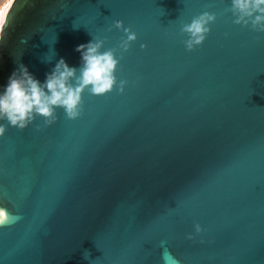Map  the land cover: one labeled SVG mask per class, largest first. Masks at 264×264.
<instances>
[{"label": "water", "instance_id": "95a60500", "mask_svg": "<svg viewBox=\"0 0 264 264\" xmlns=\"http://www.w3.org/2000/svg\"><path fill=\"white\" fill-rule=\"evenodd\" d=\"M230 6L12 0L0 91L20 64L43 83L61 58L79 69L92 38L116 48L115 21L137 39L123 94L86 90L78 119L58 109L0 138V207L18 217L0 226V264H264V34ZM204 12L216 21L188 52L180 29Z\"/></svg>", "mask_w": 264, "mask_h": 264}, {"label": "clouds", "instance_id": "9594fccd", "mask_svg": "<svg viewBox=\"0 0 264 264\" xmlns=\"http://www.w3.org/2000/svg\"><path fill=\"white\" fill-rule=\"evenodd\" d=\"M230 5L233 24L264 34V0H230ZM215 21L214 13L204 12L181 27L180 34L187 37L183 41L186 51L192 52L204 43L211 30L209 25ZM113 28L123 32L116 48L101 51L107 41H94L92 38L89 43L75 48L81 57L79 69L69 67L61 58L50 73L45 74L43 83L20 64L8 78L6 87L0 91V138L9 128L24 131L38 118L43 121V128L50 127L56 123L58 109L64 112L67 120L78 119L83 114L82 95L86 90L92 97H103L113 90L118 95L123 94L128 82H118L116 71L123 53L129 51L137 37L121 21H115L108 31L111 32ZM0 39L5 41V36ZM144 47L141 45V49ZM117 53H120L119 58ZM35 130L41 131L40 125ZM17 218L7 208L0 207V226H7ZM194 227L196 234H199L201 227L198 224ZM187 238L193 239L191 235Z\"/></svg>", "mask_w": 264, "mask_h": 264}, {"label": "rangeland", "instance_id": "374dc122", "mask_svg": "<svg viewBox=\"0 0 264 264\" xmlns=\"http://www.w3.org/2000/svg\"><path fill=\"white\" fill-rule=\"evenodd\" d=\"M11 2H12V0H11ZM9 3H10V0H0V14L4 13L6 7H8V5H9Z\"/></svg>", "mask_w": 264, "mask_h": 264}, {"label": "snow or ice", "instance_id": "6c2138e0", "mask_svg": "<svg viewBox=\"0 0 264 264\" xmlns=\"http://www.w3.org/2000/svg\"><path fill=\"white\" fill-rule=\"evenodd\" d=\"M7 11H8V9L6 8L4 13L0 14V24H2L4 22L5 17L7 15Z\"/></svg>", "mask_w": 264, "mask_h": 264}, {"label": "bare ground", "instance_id": "6f19581e", "mask_svg": "<svg viewBox=\"0 0 264 264\" xmlns=\"http://www.w3.org/2000/svg\"><path fill=\"white\" fill-rule=\"evenodd\" d=\"M10 4H11V0H10V3H9V5H8V7H6L7 9L9 8ZM4 9H5V8H4Z\"/></svg>", "mask_w": 264, "mask_h": 264}]
</instances>
